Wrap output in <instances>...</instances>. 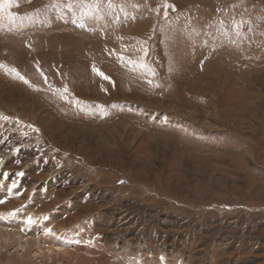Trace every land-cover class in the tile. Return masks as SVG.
Here are the masks:
<instances>
[{
    "label": "rangeland",
    "instance_id": "1",
    "mask_svg": "<svg viewBox=\"0 0 264 264\" xmlns=\"http://www.w3.org/2000/svg\"><path fill=\"white\" fill-rule=\"evenodd\" d=\"M0 264H264V0H0Z\"/></svg>",
    "mask_w": 264,
    "mask_h": 264
},
{
    "label": "bare ground",
    "instance_id": "2",
    "mask_svg": "<svg viewBox=\"0 0 264 264\" xmlns=\"http://www.w3.org/2000/svg\"><path fill=\"white\" fill-rule=\"evenodd\" d=\"M236 2V1H235ZM239 2V1H238ZM33 44V43H32ZM258 49H260V48H258ZM256 52V51H255ZM222 56V55H221ZM249 58V57H248ZM251 62V61H250ZM229 66V65H228ZM247 77H249V76H247ZM252 77V76H251ZM247 79V78H246ZM252 79V78H251ZM216 80V79H215ZM248 80V79H247ZM247 80H246V82H247ZM249 81H250V79H249ZM254 84V83H253ZM251 86V85H250ZM253 86V85H252ZM254 87V86H253ZM114 117V116H113ZM45 128V127H44ZM65 129V128H64ZM67 129V128H66ZM63 130V129H62ZM78 130V129H77ZM76 130V131H77ZM104 130V129H103ZM112 131V130H111ZM83 132V131H82ZM92 133V132H91ZM96 135V134H95ZM75 136H76V134H75ZM95 137V136H94ZM91 139V138H90ZM96 139V138H95ZM111 140V139H110ZM91 141V140H90ZM89 141V142H90ZM95 141V140H94ZM107 141V140H106ZM116 142V141H115ZM113 143V142H112ZM65 146V145H64ZM84 151V150H83ZM82 152V151H81ZM102 153V152H101ZM106 153V152H105ZM42 154V153H41ZM78 155V154H77ZM104 155V154H103ZM105 156V155H104ZM82 157V156H81ZM38 158V157H37ZM103 161V160H102ZM104 162V161H103ZM97 163V162H96ZM19 164V163H18ZM101 164V163H100ZM98 166V165H97ZM96 167V166H95ZM19 168V167H18ZM7 172V171H6ZM14 172V171H13ZM7 174V173H6ZM70 180V179H69ZM56 182V181H55ZM74 183V182H73ZM60 185V184H59ZM72 191V190H71ZM66 192V191H65ZM45 193V192H44ZM48 193V192H47ZM61 194V193H60ZM51 195V194H50ZM73 196V195H72ZM58 197V196H57ZM59 198V197H58ZM60 199V198H59ZM69 200V199H68ZM60 201H62V200H60ZM59 201V202H60ZM61 204V203H60ZM54 205H56V204H54ZM53 207V206H52ZM54 208V207H53ZM51 209V208H50ZM38 214V213H37ZM34 215H36V214H34ZM32 217V216H31ZM39 217V216H38ZM37 218V217H36ZM38 219H40V217L38 218ZM30 220V219H29ZM33 220H34V218H33ZM108 221V220H107ZM31 222V221H30ZM106 222V221H105ZM23 223V222H22ZM123 223H125L124 221H123ZM21 226V225H20ZM24 228V227H23ZM35 228V227H34ZM38 228V227H37ZM24 230V229H23ZM35 230V229H34ZM47 231H48V229H47ZM24 232H25V230H24ZM50 232V231H49ZM14 233V232H13ZM17 233V232H16ZM35 233H37V232H35ZM63 234V233H62ZM37 235V234H36ZM50 235V234H49ZM24 238H26V237H24ZM59 238V237H58ZM50 239H52V238H50ZM63 239V238H62ZM98 239V238H97ZM25 240V239H24ZM44 240V239H43ZM65 240V239H64ZM29 241V240H28ZM27 241V242H28ZM66 241V240H65ZM25 243V242H24ZM114 243V242H113ZM133 243V242H132ZM139 243V242H138ZM111 245H113V244H111ZM129 245V244H128ZM59 246V245H58ZM60 246H62V243H61V245ZM69 246V245H68ZM72 246V245H71ZM134 246V245H133ZM139 246V245H138ZM106 247H107V245H106ZM62 248H64V247H62ZM115 248V247H114ZM139 248V247H138ZM57 249V248H56ZM60 249V248H59ZM45 250V249H44ZM70 250V249H69ZM76 250V249H75ZM49 251V250H48ZM54 251V250H53ZM39 252V251H38ZM72 251H70V253H71ZM75 252V251H74ZM110 252V250H106V251H104V253L106 254V253H109ZM41 253H42V251H41ZM40 253V254H41ZM56 253V252H55ZM114 253H115V251H114ZM180 253V252H179ZM39 254V253H38ZM111 254V253H110ZM52 255V254H51ZM45 255H43V257H44ZM59 256V255H58ZM113 256V255H112ZM46 257H48V255H46ZM50 257V256H49ZM115 257V256H114ZM172 258V257H171ZM45 259V258H44ZM52 259V258H51ZM98 261V260H97ZM176 261V260H175ZM182 261V260H181Z\"/></svg>",
    "mask_w": 264,
    "mask_h": 264
}]
</instances>
